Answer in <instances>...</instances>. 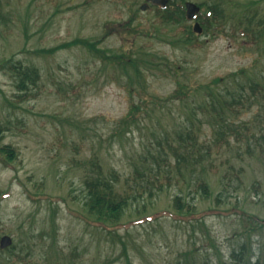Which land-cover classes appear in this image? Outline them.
Here are the masks:
<instances>
[{
  "label": "rangeland",
  "instance_id": "1",
  "mask_svg": "<svg viewBox=\"0 0 264 264\" xmlns=\"http://www.w3.org/2000/svg\"><path fill=\"white\" fill-rule=\"evenodd\" d=\"M185 1L202 10L220 4L227 28L195 34L200 47L176 46L169 32L177 26L157 24L152 8L141 10L144 0H0V59L8 62L0 71V239L14 241L0 264H54L61 255L73 264H185L189 254L197 264H239L233 255L243 246L250 264L264 263V223L252 220L264 221V0ZM78 39L141 58V76L131 68L120 77L85 47L57 49ZM19 61L40 71L27 100L9 69ZM203 86L243 99L239 112L225 108L233 130L220 151L210 104H195L211 98L198 94ZM193 129L203 158L179 165L165 131ZM4 145L20 153L10 165ZM96 158L121 189L148 186L142 196L134 191L115 227L96 223L83 204ZM177 197L206 216L185 219ZM18 252L25 262L15 261Z\"/></svg>",
  "mask_w": 264,
  "mask_h": 264
},
{
  "label": "trees",
  "instance_id": "2",
  "mask_svg": "<svg viewBox=\"0 0 264 264\" xmlns=\"http://www.w3.org/2000/svg\"><path fill=\"white\" fill-rule=\"evenodd\" d=\"M132 2L136 3L139 0H131ZM185 1V0H182ZM202 7L203 4H200ZM152 9L155 12L156 20L155 22L159 24L161 27H171L176 25L177 28L174 30H171L169 32V36H172V44L173 45H186V46H192V47H200V44L197 43L195 39V33L193 32V28L190 25L186 24L187 17H186V10L185 5L178 3V0H171L169 5L166 9H162L159 7H152ZM239 14H241L239 12ZM226 11L222 8V6L218 3L213 4L211 6H208L206 10H204L199 16L198 21L201 22V24L204 27V32L207 34L210 31H213V29L216 28H227V20H225ZM228 22L229 19H228ZM246 31L244 30L243 36L245 35ZM73 46H81L90 49L92 52H95V56L105 62L104 64L111 62L115 67H119L120 69V77L121 76H130L131 68L135 69L136 75L141 76L142 71L138 65V62L142 60L141 58L134 59L133 57H127L125 54H112L111 56L108 54L106 50H102L98 48L97 43L91 42L89 40L84 39H78L71 43L64 44L57 49H69ZM47 53H54L47 52ZM145 55V54H143ZM149 56V54H146ZM145 64H152L155 60V57L151 55V59L147 60L146 58H143ZM108 61V62H107ZM8 62L6 60L0 59V71L4 70ZM117 64V65H115ZM9 69H11L13 72H15L17 78L19 79L18 83V89L19 92L22 94L21 99L27 100L29 97H31L32 88L31 86H38L40 81V71L38 68L26 65L23 62H15L11 63ZM151 67H147L146 70H150ZM131 78V77H130ZM223 82V79H216L215 83H221ZM179 89L176 91V95L185 96L186 86L183 85L180 81H178ZM251 89L253 91H261L260 85L257 83L251 84ZM203 91L210 94V100L204 101L203 99L195 100V104L202 110H204L205 107H208V103L210 104V107L212 108V116L214 118L215 126H218V132L217 135H220L219 138H217L215 142V148H217L218 151L222 150L224 147V143L228 142L227 139V129L228 131H232L233 129L227 122V112L225 111V108L230 109L232 111L239 112L243 104V99L237 100L236 98L232 100V102H229L225 96H222L221 93L213 94L211 92L210 86H203L202 88H198L197 92L202 93ZM35 96V95H32ZM245 96V95H244ZM178 98V99H179ZM177 99V98H174ZM182 99V98H181ZM201 102V103H199ZM217 106L220 107V109H217ZM236 106V107H235ZM140 106L135 105L133 109L131 110V115L134 114L135 111H138ZM229 110V111H230ZM246 129H249L246 127ZM166 132V140L167 145L170 148L173 155H175L178 159L179 165L182 163H188L190 159H192L196 154L199 155V158H203V155L200 151L199 145L197 146V140L198 135L197 131L195 129L191 131H186L185 135L182 131L175 130L173 133H170L169 131ZM2 133V129L0 127V134ZM237 139L241 137V135L235 134ZM207 148V154L211 155L212 148L210 146ZM1 151L3 154L7 155V158L3 159L6 165H10L14 160H17L19 158V151L16 147L12 145H4L1 148ZM164 160V159H162ZM159 164V161H157ZM91 165L93 167V173H88L87 178L85 180V186L86 189L84 191V197H83V204L87 211V213L93 217L94 221L102 226L106 225H113L114 227L117 226L122 218L125 216L129 206L132 203V200L134 199V191L137 192L140 196H142L145 193V190L148 188V186H140L139 188H128V189H121L118 186V183L120 182V178L116 172L107 174L104 172L103 166L99 160V158L93 159L91 161ZM137 171V170H136ZM136 175L138 177H145L143 173H141L139 170L136 172ZM199 182V181H198ZM161 185V182H160ZM198 185L202 188L204 195L209 196V187L208 184L204 181H201L198 183ZM176 207L179 210V213L184 216L185 219H194V218H203L206 216L207 213H204L203 215L197 216L195 213V208L191 205H188L186 202L183 201L181 197L176 198ZM244 220H246V217H243ZM246 218V219H245ZM252 220H258L261 221L257 217H252ZM249 222V221H248ZM17 248V245H15V249ZM245 250L246 246L242 247V250L240 253H234L233 257L237 260L239 264H250L247 260V257L245 258ZM188 257H190V254L187 255V263L185 264H197L196 260L188 261ZM27 260V257H24L21 255V252L15 253V261L17 262H25ZM54 264H73V257L71 259L62 256L59 258H56L53 262ZM256 264H262V260L259 259ZM264 264V263H263Z\"/></svg>",
  "mask_w": 264,
  "mask_h": 264
},
{
  "label": "water",
  "instance_id": "3",
  "mask_svg": "<svg viewBox=\"0 0 264 264\" xmlns=\"http://www.w3.org/2000/svg\"><path fill=\"white\" fill-rule=\"evenodd\" d=\"M171 0H145V3L142 5V10L146 11L150 5L156 6V7H162L166 8ZM187 17L188 19L192 20L196 18V16L200 13L201 8L196 5L195 3L188 2L187 5ZM194 30L201 34L203 33V28L201 24L197 23L194 27ZM13 244V239L10 236H4L1 239V248L6 249L7 247L11 246Z\"/></svg>",
  "mask_w": 264,
  "mask_h": 264
},
{
  "label": "flooded vegetation",
  "instance_id": "4",
  "mask_svg": "<svg viewBox=\"0 0 264 264\" xmlns=\"http://www.w3.org/2000/svg\"><path fill=\"white\" fill-rule=\"evenodd\" d=\"M1 250V249H0ZM2 251H5V250H2Z\"/></svg>",
  "mask_w": 264,
  "mask_h": 264
}]
</instances>
